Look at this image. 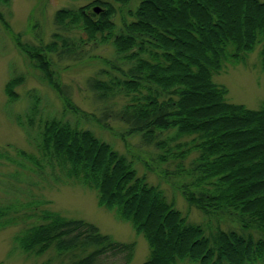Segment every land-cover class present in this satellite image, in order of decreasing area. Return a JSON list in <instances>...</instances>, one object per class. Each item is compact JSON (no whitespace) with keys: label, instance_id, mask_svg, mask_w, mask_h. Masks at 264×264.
I'll list each match as a JSON object with an SVG mask.
<instances>
[{"label":"trees","instance_id":"obj_1","mask_svg":"<svg viewBox=\"0 0 264 264\" xmlns=\"http://www.w3.org/2000/svg\"><path fill=\"white\" fill-rule=\"evenodd\" d=\"M114 2L121 8L93 0L57 11L51 41L23 51L67 112L110 132V123L122 124L118 136L124 143L137 138L141 147L157 150L149 173L189 207L227 218L239 229L208 234L139 176L133 161L89 129L52 119L33 140L39 139V149L67 179L95 191L100 205L116 210L145 239L150 253L143 264H264V102L256 110L228 103L227 88L213 80L226 64L244 62L260 48L264 81V0H139L133 9L129 0ZM94 4H103L99 14L87 11ZM102 45H111L114 55L97 56L103 67L87 80L93 102L101 106L95 116L74 105L48 55L84 60L88 47ZM20 81L6 85L10 99H17ZM30 216L34 222L14 235L28 256L54 251L64 257L61 264H91L99 255L131 247L83 220L52 212ZM133 252L128 250V260Z\"/></svg>","mask_w":264,"mask_h":264},{"label":"rangeland","instance_id":"obj_2","mask_svg":"<svg viewBox=\"0 0 264 264\" xmlns=\"http://www.w3.org/2000/svg\"><path fill=\"white\" fill-rule=\"evenodd\" d=\"M93 0H0V264H61L64 257L54 251L35 257L25 254L14 235L25 223L34 222L32 214L52 212L68 220H83L93 224L103 235L114 241L130 245L134 252L128 260V250L123 253L108 252L97 256L91 264H143L149 256L145 239L137 235L130 223L122 221L116 210H108L97 201L96 192L69 180L56 161L47 157L33 140L41 133L46 121L56 119L93 131L95 136L112 146L128 160L134 162L139 176L157 186L175 209L190 222L202 225L208 234L217 228L239 229L236 223L220 217H209L196 208L189 207L178 192L158 181L149 173L157 150L141 147L139 139L126 138L124 143L118 133L125 131L122 124L110 123L112 131L103 130L94 122L76 118L67 112L42 71L34 66L28 54L40 44H48L56 32L54 15L65 8H83ZM121 6L114 0H102ZM139 0H129L128 7L135 8ZM101 8L103 4L92 7ZM5 22V23H4ZM117 27L121 26L118 17ZM76 35V33H73ZM260 48L244 56V62L226 64L214 82L227 88L226 101L242 104L256 110L264 102V81L260 69ZM86 59L59 60L49 54L54 76L69 92L71 101L87 114L99 115L100 105L92 100L87 80L103 67L100 58H113L111 45H102L83 52ZM95 56V57H89ZM21 79L15 88L17 99H10L6 85ZM30 124H32L31 127ZM24 151L32 157L21 156ZM2 214V216H1ZM13 218V222L4 223ZM220 225V227H218ZM177 264H195L179 261Z\"/></svg>","mask_w":264,"mask_h":264},{"label":"water","instance_id":"obj_3","mask_svg":"<svg viewBox=\"0 0 264 264\" xmlns=\"http://www.w3.org/2000/svg\"><path fill=\"white\" fill-rule=\"evenodd\" d=\"M92 10H93V12H94L95 14H99L100 11H101V8L98 7V6H95Z\"/></svg>","mask_w":264,"mask_h":264}]
</instances>
